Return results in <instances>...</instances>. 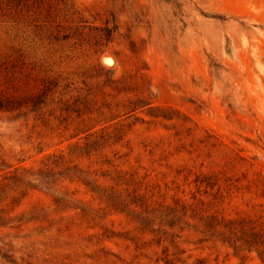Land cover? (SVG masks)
Returning <instances> with one entry per match:
<instances>
[{"label": "rangeland", "instance_id": "1", "mask_svg": "<svg viewBox=\"0 0 264 264\" xmlns=\"http://www.w3.org/2000/svg\"><path fill=\"white\" fill-rule=\"evenodd\" d=\"M0 264H264V0H0Z\"/></svg>", "mask_w": 264, "mask_h": 264}, {"label": "trees", "instance_id": "2", "mask_svg": "<svg viewBox=\"0 0 264 264\" xmlns=\"http://www.w3.org/2000/svg\"><path fill=\"white\" fill-rule=\"evenodd\" d=\"M115 204H119L122 205L123 202L122 201H117ZM122 211L124 212L125 210L122 209ZM147 213V212H146ZM157 218H159L160 220L166 219V222H168L167 224H169L170 226L174 225V222L177 221L179 218L175 215V210L173 208H166L163 210L158 211L157 213ZM139 222L144 225L145 223L148 222L147 218H140L139 217ZM225 228L227 226H224ZM230 233V235H233L234 232H232L231 230L228 231ZM224 233V232H223ZM232 237L226 236L223 238V241H226L230 244H232L233 242H231ZM234 240V239H233ZM233 245V244H232ZM166 263H169L168 261H166Z\"/></svg>", "mask_w": 264, "mask_h": 264}, {"label": "bare ground", "instance_id": "3", "mask_svg": "<svg viewBox=\"0 0 264 264\" xmlns=\"http://www.w3.org/2000/svg\"><path fill=\"white\" fill-rule=\"evenodd\" d=\"M106 60H107V62H108V61H111V63H110V64H112V63H113V60H112L111 58H107Z\"/></svg>", "mask_w": 264, "mask_h": 264}, {"label": "snow or ice", "instance_id": "4", "mask_svg": "<svg viewBox=\"0 0 264 264\" xmlns=\"http://www.w3.org/2000/svg\"><path fill=\"white\" fill-rule=\"evenodd\" d=\"M108 63H111V61H108Z\"/></svg>", "mask_w": 264, "mask_h": 264}]
</instances>
